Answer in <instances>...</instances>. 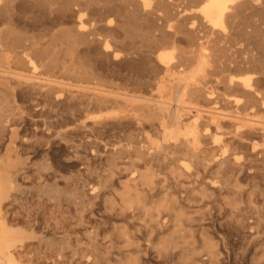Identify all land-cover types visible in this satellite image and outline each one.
<instances>
[{
    "label": "bare ground",
    "instance_id": "6f19581e",
    "mask_svg": "<svg viewBox=\"0 0 264 264\" xmlns=\"http://www.w3.org/2000/svg\"><path fill=\"white\" fill-rule=\"evenodd\" d=\"M238 240L264 264V0H0V264H238Z\"/></svg>",
    "mask_w": 264,
    "mask_h": 264
},
{
    "label": "rangeland",
    "instance_id": "374dc122",
    "mask_svg": "<svg viewBox=\"0 0 264 264\" xmlns=\"http://www.w3.org/2000/svg\"><path fill=\"white\" fill-rule=\"evenodd\" d=\"M126 134L127 133H125V132L124 133L121 132V134L119 133L118 135H120V137H122V136L125 137ZM124 137H122V138H124ZM39 158L41 159V157H39ZM40 159H39V162L40 163L38 162V160L36 161L38 164H41V162L43 161V159H41V160ZM63 167L64 168H61L63 170L60 169V173H61L60 175H64V177L61 176L62 178H61V180L58 183L63 188L64 187H67L68 189H72L73 190V188H74L73 183L75 182L74 179L77 176L75 177L76 173L73 172L74 173L73 174L72 171H75V170L70 171L71 169H69L68 167H66V166H63ZM71 173L74 175L73 178H72L73 175ZM35 178L32 179L33 181L30 180V182L28 183V188H27V190H26V192L24 193L23 196L25 197V201L28 202V205L29 206H32V209L39 214L40 218H42L44 220L45 219L50 220L51 216H53V214H51V213L53 211H55L54 210V207H53V203H52V201H49L48 200V197L45 194H40L37 191V187H38V184L37 183H40L41 181L45 183V181L41 179L40 182H36L35 183ZM82 178L78 179L79 184H82V183L85 182L87 184L90 183V185H91V182H92L93 183L92 185L98 186V189L99 188L100 189L104 188L103 183H101V181L96 178V175L88 176V174H86L85 177L83 179ZM242 178L243 179H240L238 181L239 182V185L235 189H233L231 192H229V195L231 197L234 196V195L235 196L236 195L237 196L240 195L239 192H241V191L243 193H246L247 191H251L253 189V187H252L253 184H252L251 180L250 179H245L244 177H242ZM66 185H69L70 187L69 186H66ZM38 195H40V199L42 201V204H39V205H37L34 202L36 199H38V197H39ZM102 211L103 210H100L98 212L96 210V213H102ZM112 220L117 221L115 223L116 230H124V229H127V230L129 229L130 230L131 228L132 229L134 228V227H132V225L135 224V222H136L137 219L136 218L135 219L128 218L129 221L127 219H124V220H122V219H112ZM131 220H134V221H131ZM50 221H52V220H50ZM111 222L108 221V223L107 222L106 223H101V226L102 227L100 228V232H101L102 236L104 237V239L106 240V242H108V243H110V242L115 243L116 242V246H120V245H122L120 243L121 242L120 241V237L118 236V234H116V232L113 231V229H111V225H112ZM132 229L130 231H132ZM82 238L84 239L85 237H82ZM232 240L234 241V240H237V239H233L232 238ZM233 241H232V243H233V250H234V253H235L236 257H237V263L238 264H251L250 263V260H251V257H252V251H250V249L249 250H246L247 244H245L243 241H240V240L235 241V242H233ZM43 247H46V246H43ZM245 250H246V254H247V258L246 259H244V258H242L240 256V254L242 252H244ZM181 261H180L179 264H187L186 261L185 262H183V260H181Z\"/></svg>",
    "mask_w": 264,
    "mask_h": 264
}]
</instances>
